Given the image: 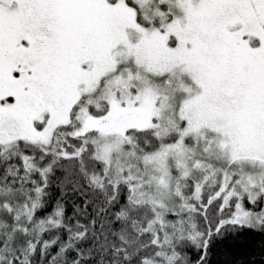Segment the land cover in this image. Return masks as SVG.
<instances>
[{
  "label": "snow or ice",
  "instance_id": "snow-or-ice-1",
  "mask_svg": "<svg viewBox=\"0 0 264 264\" xmlns=\"http://www.w3.org/2000/svg\"><path fill=\"white\" fill-rule=\"evenodd\" d=\"M0 264H264V0H0Z\"/></svg>",
  "mask_w": 264,
  "mask_h": 264
}]
</instances>
